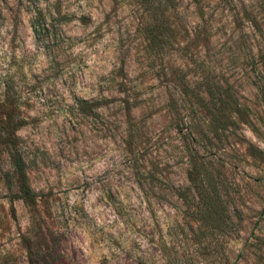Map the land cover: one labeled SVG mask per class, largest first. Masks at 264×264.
I'll return each instance as SVG.
<instances>
[{
  "label": "rangeland",
  "instance_id": "1",
  "mask_svg": "<svg viewBox=\"0 0 264 264\" xmlns=\"http://www.w3.org/2000/svg\"><path fill=\"white\" fill-rule=\"evenodd\" d=\"M176 1L190 37L160 56L136 0H40L61 8L39 35L26 0L0 1V93L41 228L71 264H264V0L209 1L204 21ZM9 170L0 145V264H45Z\"/></svg>",
  "mask_w": 264,
  "mask_h": 264
},
{
  "label": "trees",
  "instance_id": "2",
  "mask_svg": "<svg viewBox=\"0 0 264 264\" xmlns=\"http://www.w3.org/2000/svg\"><path fill=\"white\" fill-rule=\"evenodd\" d=\"M5 1V0H0ZM47 1V0H45ZM139 7L142 8V22L140 24V32L143 37V41L146 43L145 49L147 52L151 54H155L156 56H160L164 54L167 48L177 46L178 49L181 47V43L190 37V32L186 27L185 20L183 17H175L177 15V1L176 0H136ZM209 1L212 0H192V5L195 8L197 14L204 21V9L208 7ZM27 6L26 9L35 14L34 17L31 18V28L35 35H39V30L41 28V24L45 20V15L43 14V10H49L51 6H55V9L58 13H60V4H54V2L47 3L45 8H41L40 0H26ZM53 4V5H52ZM67 15H62L61 18L65 21ZM172 17V18H171ZM199 28V27H198ZM195 31L194 36L204 37L207 39L208 29L207 27H203V29H199ZM188 46L182 49L186 51ZM181 83V87L185 86L184 79L178 80ZM182 93L186 95V88L182 90ZM192 97L194 101L190 100V110L194 112V106L200 105L201 107H206L204 104L203 98L199 96V92L192 93ZM219 100H221L219 98ZM174 105L177 103L174 99L172 100ZM81 103H84L82 101ZM226 102H223L222 105L217 108L216 111L222 118L226 119L225 112L229 111V107L226 106ZM16 103L15 101L9 97L6 93H0V145L3 146L4 152L7 155L10 170L8 171V175L6 179V189L10 191V198H13L11 202L16 198L21 200L23 204L26 206L30 216V228L28 229V238H25L29 243H32V240H45L46 244L43 249L38 248L39 246H35V249L38 252V259H43L45 264H71L68 262L63 254H61L58 249L57 242H52V238L48 237L46 233L43 232L41 228V221H43L42 216L39 214L37 209V196L33 191L28 174H27V164L24 160L23 153L18 144V138L16 132L20 126V124H15L14 120L16 117ZM196 111V110H195ZM208 177V176H207ZM211 179V178H210ZM200 183L202 179L199 177V174H196L191 178V182ZM10 184V185H9ZM11 185H15L16 192L12 193ZM196 185V184H195ZM182 198L187 199L186 195L183 194ZM201 199L203 203L207 206L211 205V198L203 193ZM201 218L206 220L209 216V211L204 212L200 209ZM198 211L197 213L200 214ZM207 214V215H206ZM216 214H220L218 211ZM12 215L15 217L14 208H12ZM38 229L40 231V236L38 237L32 236V230ZM31 230V231H30Z\"/></svg>",
  "mask_w": 264,
  "mask_h": 264
}]
</instances>
